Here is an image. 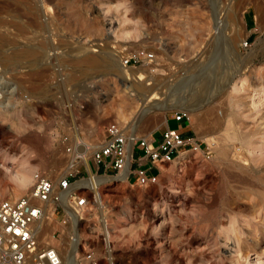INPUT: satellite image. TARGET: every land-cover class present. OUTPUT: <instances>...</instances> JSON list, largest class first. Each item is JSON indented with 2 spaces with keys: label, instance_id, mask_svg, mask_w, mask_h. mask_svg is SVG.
Listing matches in <instances>:
<instances>
[{
  "label": "rangeland",
  "instance_id": "374dc122",
  "mask_svg": "<svg viewBox=\"0 0 264 264\" xmlns=\"http://www.w3.org/2000/svg\"><path fill=\"white\" fill-rule=\"evenodd\" d=\"M118 2L0 0V75L8 74L0 86V198L26 192L33 169L51 176L61 172L70 158L63 135L75 142L77 133L99 144L110 119H134L141 105L115 75L117 48L154 49L158 60L150 65L158 67L156 73L144 69L150 100L162 103L196 91L191 102L200 107L187 113L189 123H179L173 116L183 102L173 103L164 115L142 119L137 133L158 135L177 127L208 142L210 156L185 150L162 165L153 183L112 179L92 186L101 203L84 211L83 219L75 213L77 259L86 264L83 256L90 251L98 264H110L103 244L107 233L113 264H243L245 258L256 264L264 251V0H127L128 18L142 24L121 32L141 36L122 41L112 33L124 9L105 17L101 7ZM215 15L222 18L224 37L243 38L242 45L216 46ZM28 43L38 46V54H19ZM83 46L96 53L95 63L75 59ZM213 59L216 76L206 63ZM195 77H206L208 87L194 83ZM139 152L136 145L133 155ZM237 155L244 156L242 162ZM77 165L72 180L87 178V166ZM24 172L30 182L20 188ZM61 212L41 225L53 233L56 248L60 237L71 238L66 223H59ZM41 226L38 236L45 242Z\"/></svg>",
  "mask_w": 264,
  "mask_h": 264
},
{
  "label": "built area",
  "instance_id": "2783aa9c",
  "mask_svg": "<svg viewBox=\"0 0 264 264\" xmlns=\"http://www.w3.org/2000/svg\"><path fill=\"white\" fill-rule=\"evenodd\" d=\"M117 49L120 50L119 60L124 69L126 82L143 75L131 74L132 68L149 65L151 67L147 70L156 73L158 67L150 65L158 60L154 49L126 45ZM144 73H146L145 70ZM7 76V73L4 77L0 75V86L4 87ZM147 81L150 83L149 80ZM173 118L182 123L189 120V115L185 110L180 109L174 112ZM62 139L66 140L67 156L76 154L77 141H70L68 134L63 135ZM136 145L140 146V152L134 156L133 151ZM88 148L86 147L85 151ZM185 150L202 151L208 157L211 145L198 140L194 134L184 133L179 128L171 126L163 128L158 135H154L153 132L149 136L131 134L126 129V124L117 119H110L104 124L101 141L92 149L87 163L90 164V160L94 162L95 168L90 170L95 174L116 175L122 170H127V178L144 185L156 182L162 165L173 161L181 151ZM77 167L78 165L76 169H70L65 166L56 176L35 170V178L32 172L30 187L26 192L18 196L0 198L1 263L60 264L58 249L40 241L38 236V221L46 205L53 206L55 213L62 210L60 220L64 224L68 223L70 215L65 212L60 203L62 198H66L68 207L78 214L80 219H83L84 211L101 203L99 193L95 195L94 191L85 187L72 188L67 194L65 193L70 184L77 180H72L79 171ZM88 192H91V195ZM103 244L108 260L110 264H113L112 244L107 233L103 236ZM83 259L86 264H98V258L90 251L85 252Z\"/></svg>",
  "mask_w": 264,
  "mask_h": 264
},
{
  "label": "bare ground",
  "instance_id": "6f19581e",
  "mask_svg": "<svg viewBox=\"0 0 264 264\" xmlns=\"http://www.w3.org/2000/svg\"><path fill=\"white\" fill-rule=\"evenodd\" d=\"M213 21H214L213 32H214V35H215V44H216V46H217V42H218V47H223L224 46L223 43L225 42L226 43L225 45L228 46V48L230 47L232 49V47H233L234 44H235V48H236V46L238 48V46H240V45L243 44V40H244L243 38H240V37L235 36V37H233L230 40V39H227L228 37H226V38L224 37V34H226V33H224L223 30H222V25H223L222 22L223 21H222V18L220 16L215 15ZM1 41H2V34H0V43H1ZM28 44H26L27 46L25 45L26 46V47H24L25 50L22 49V50L19 51V54H26V55H29L31 57L34 56V55H36V54H38L37 53L38 52V50H37V47L38 46L31 45L30 43H28ZM85 47L83 46L82 48H80L82 51H84V53L82 55L76 57L75 59L77 61H81V62H85V63H95L97 61V55H96V53L95 54H92L91 52H94V51H86L87 49ZM208 48H209V46H208ZM15 52H16V50L14 51V53ZM206 52L209 53L208 51H206ZM208 58H209V56H208ZM119 59H120V57L117 59V62L115 63V71H116L115 75L116 76L117 75L119 76L118 78H120V81L122 82V85L126 89V91L129 94H131V95H135L136 98H137V101L141 105V108H140L141 110L138 112L139 114H137V116L134 119H132L131 121H129L128 123H126L127 124L126 125V129L128 130V132H130L131 134H136L137 133V126L139 125L140 121H142V119H145L147 116H150V115H159V114L164 115L166 109L167 108L170 109V107L173 106V103H176V102H179V103L183 102V103H181L182 105L180 107L183 110H185L188 114H190V115L196 114V111L199 109L200 105L199 106L198 105L196 106V104H193L191 102L192 101V97L194 96V94H196V91H191V92L188 91L191 94H189L187 96L181 95V96H178V97H175V98H172V97L167 98L166 97V99H170V101H167V100L164 101L163 100L164 102H162V103H160L158 101L150 100L151 97H149L148 94L150 93L149 91H150V89L152 87H149V84L150 83L148 81L147 82L145 81L149 76H147L146 73H144V69L145 68L148 69L151 66H149V65L146 66L145 65V67L142 66V67L132 68L130 70L131 74H136L137 73V74H143V75H140V78H136L135 80H131L129 82H126L124 80V69L122 68V66L120 64V60ZM213 62H214V59L211 60V61L206 62L207 63V68H208V70H210L209 72H210V74L212 76H214L215 75V72H216V67H215V64H213ZM240 62L241 63L239 65H243L245 61L242 58V61H240ZM197 65H196V67H197ZM241 67L242 66H239V67H237V68H235L233 70V72L231 73V78L234 75L240 73V68ZM2 73H3V71H2ZM194 75H193V77H194ZM197 78L196 77L194 78V80H195L194 83H196V81H198L199 82V85H198V83H196L198 86H204V87L206 86V87H208L207 85L210 82L208 81V79L206 77H205V79H203V78L201 79L200 77L198 79ZM211 90H209V91H211ZM209 101H211V100H209ZM197 102H199V101H197ZM211 102H213V101H211ZM189 119H190V117H189ZM189 121L190 120H188L186 122L189 123ZM76 134H75V138H76L77 143L83 144V146L84 145L85 146L84 147L83 146H79L78 148H76V150H75L76 154H74L73 156H69L70 158H69V161H68V164H67L66 167H68L70 169H76V166H75L76 165V162H83V164L85 166H87V168H88V176H87V178H82L80 180H77V181L72 182L70 184V186L65 190V193L66 194L72 188H76V187H86V188L90 189L94 185L95 186H100L101 184H104V182L110 181L112 179H114V180L115 179H117V180H130V178H127V176H126L127 175V170H122L120 173H118L116 175L95 174V173H93L89 169V167H88L89 164H87L88 153H87V151H85L86 150L85 148L86 147L88 148V147H91V146L96 147L98 144L97 143L96 144H89L87 142H84L80 138V136L78 134H77L78 135V138H77V135ZM149 135H150V133L147 136H149ZM182 152H184V151H181L180 153H182ZM238 152H239V150H238ZM180 153H179V155H180ZM237 154L239 155L240 153H237ZM241 154H243L242 151H241ZM179 155L177 157H179ZM233 155H235V154H233ZM238 155H237L238 161L242 162L243 160H241V159H243L244 156L243 155H240V156H243V158H242V157H240ZM50 166L52 167V170L53 169L55 170L57 168V162H53ZM21 174H22V176H20V185H19L20 188L26 186V184L30 181V176L26 172L21 173ZM58 174H60V172ZM60 203L63 206L65 212L67 214H70V216L72 217L71 222H68L65 225L66 228H68V230L70 231L71 238L70 239H66L64 237H60L59 238L60 239V243H59V247L57 249H58V252H59V255H60V264H82V262L80 263V261H78V259H77V249H78V244L80 243V234H79V230H78V227H77V224L79 222V218L77 217V215L75 214V212L72 211L68 207V204L66 202V198L65 197L62 198V200H61ZM53 217H55V212L53 211V206H50V205L47 204L46 207H45V210H44V212L42 214V216L40 217V219L38 221V227L41 226V225H43L45 223V220L46 219L53 218ZM57 220H58V218H57ZM59 223H62V222L60 221ZM44 225H46V223ZM44 225H43V227H46ZM43 227L41 226V228H43ZM43 230L45 231V232H43L45 236H43L42 238L45 240L46 243H49V244H51V245L54 246V243L53 242H54L55 237H54L53 233H46V228H43ZM41 235H43V234H41ZM0 264H3V263L0 262Z\"/></svg>",
  "mask_w": 264,
  "mask_h": 264
},
{
  "label": "clouds",
  "instance_id": "9594fccd",
  "mask_svg": "<svg viewBox=\"0 0 264 264\" xmlns=\"http://www.w3.org/2000/svg\"><path fill=\"white\" fill-rule=\"evenodd\" d=\"M126 3H127V0H119L118 3L113 4L111 6H108V7L101 6L103 8V15L105 17H107L113 10L119 13L121 9H124V15L121 16L119 20L117 21L119 25L118 28L112 33L114 38L117 41H122V40H127V39L138 40L141 36V33L139 31H128V32H123V33L121 32V29H123L126 25L142 24V21L139 18H137V20L135 21L128 18V12H130L131 9L126 7ZM34 173H35V170L33 169V178H35ZM133 237L135 238V233H133ZM243 264H249L247 258L244 259ZM256 264H264V251H262L257 256Z\"/></svg>",
  "mask_w": 264,
  "mask_h": 264
},
{
  "label": "crops",
  "instance_id": "0c3cea01",
  "mask_svg": "<svg viewBox=\"0 0 264 264\" xmlns=\"http://www.w3.org/2000/svg\"><path fill=\"white\" fill-rule=\"evenodd\" d=\"M88 167H89V169L92 168V167H91V164H89Z\"/></svg>",
  "mask_w": 264,
  "mask_h": 264
},
{
  "label": "snow or ice",
  "instance_id": "6c2138e0",
  "mask_svg": "<svg viewBox=\"0 0 264 264\" xmlns=\"http://www.w3.org/2000/svg\"><path fill=\"white\" fill-rule=\"evenodd\" d=\"M81 203H84L83 201H81Z\"/></svg>",
  "mask_w": 264,
  "mask_h": 264
}]
</instances>
